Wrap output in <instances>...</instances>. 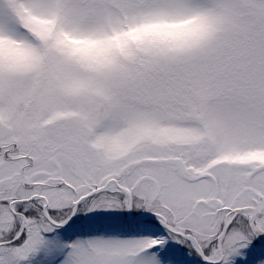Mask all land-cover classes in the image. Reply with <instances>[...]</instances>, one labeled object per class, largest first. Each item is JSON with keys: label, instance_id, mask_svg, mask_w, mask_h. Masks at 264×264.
I'll return each mask as SVG.
<instances>
[{"label": "snow or ice", "instance_id": "6c2138e0", "mask_svg": "<svg viewBox=\"0 0 264 264\" xmlns=\"http://www.w3.org/2000/svg\"><path fill=\"white\" fill-rule=\"evenodd\" d=\"M0 264H264V0H0Z\"/></svg>", "mask_w": 264, "mask_h": 264}]
</instances>
